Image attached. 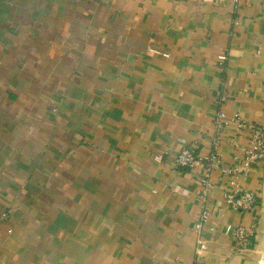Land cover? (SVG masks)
Wrapping results in <instances>:
<instances>
[{
	"label": "crops",
	"instance_id": "obj_1",
	"mask_svg": "<svg viewBox=\"0 0 264 264\" xmlns=\"http://www.w3.org/2000/svg\"><path fill=\"white\" fill-rule=\"evenodd\" d=\"M221 111L237 166L235 116L264 129V0H0V264H254L233 232L262 218L264 157L249 211L175 163Z\"/></svg>",
	"mask_w": 264,
	"mask_h": 264
},
{
	"label": "built area",
	"instance_id": "obj_2",
	"mask_svg": "<svg viewBox=\"0 0 264 264\" xmlns=\"http://www.w3.org/2000/svg\"><path fill=\"white\" fill-rule=\"evenodd\" d=\"M210 1V0H208ZM217 2H223L225 0H213ZM237 4L240 0H230ZM224 100V97H221ZM236 129L238 131H248L249 139L248 145L241 148L235 141L233 142L236 148L242 150V159L237 166H222L221 159L219 157L217 148L221 144V137L219 135L220 129L226 124L225 113L223 111L219 112L217 117L214 119V130L215 136L212 141V151L205 156L201 157L195 154L194 150L191 148H183L179 151L175 158V163L179 167L183 168H194L196 166H202L205 169V175L203 182L205 183L203 191L208 187V177L209 173L213 168H220L228 176L227 189L224 194V201L232 210L235 211H249L257 203L256 195L250 191L242 189L238 183L239 174H246L250 165L257 160L264 157V129L260 125H255L251 123L244 122L240 120L238 116H235ZM202 191V192H203ZM201 194L199 198L204 200V196ZM7 217V213H2V218ZM199 220L195 224V228L199 229L202 222L207 218V211L202 210ZM254 232V227H244L238 225L234 229V236L240 246H242L247 239L252 236ZM205 249V244L199 241L198 252Z\"/></svg>",
	"mask_w": 264,
	"mask_h": 264
},
{
	"label": "rangeland",
	"instance_id": "obj_3",
	"mask_svg": "<svg viewBox=\"0 0 264 264\" xmlns=\"http://www.w3.org/2000/svg\"><path fill=\"white\" fill-rule=\"evenodd\" d=\"M261 217L259 224H256V227L254 226V232L252 234L255 238L252 242L254 264H264V207Z\"/></svg>",
	"mask_w": 264,
	"mask_h": 264
}]
</instances>
